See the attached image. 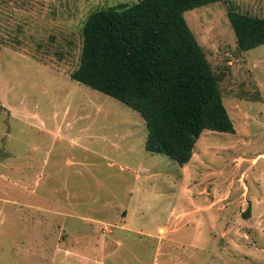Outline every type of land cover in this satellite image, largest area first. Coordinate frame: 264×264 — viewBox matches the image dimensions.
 <instances>
[{
  "label": "rangeland",
  "instance_id": "obj_1",
  "mask_svg": "<svg viewBox=\"0 0 264 264\" xmlns=\"http://www.w3.org/2000/svg\"><path fill=\"white\" fill-rule=\"evenodd\" d=\"M137 1L0 0V264H264V44L239 49L227 15L264 0L184 12L234 132L183 165L70 76L88 14Z\"/></svg>",
  "mask_w": 264,
  "mask_h": 264
},
{
  "label": "trees",
  "instance_id": "obj_2",
  "mask_svg": "<svg viewBox=\"0 0 264 264\" xmlns=\"http://www.w3.org/2000/svg\"><path fill=\"white\" fill-rule=\"evenodd\" d=\"M218 0H139L91 11L72 79L136 110L144 119V147L180 165L203 130L234 132L218 78L184 12ZM239 49L264 44V16L230 8Z\"/></svg>",
  "mask_w": 264,
  "mask_h": 264
}]
</instances>
